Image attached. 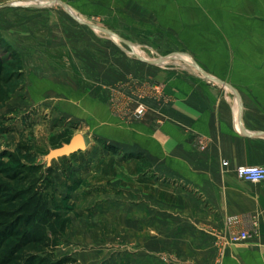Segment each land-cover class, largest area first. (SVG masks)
<instances>
[{"label":"rangeland","instance_id":"rangeland-1","mask_svg":"<svg viewBox=\"0 0 264 264\" xmlns=\"http://www.w3.org/2000/svg\"><path fill=\"white\" fill-rule=\"evenodd\" d=\"M69 3L0 0V153L33 166L36 187L47 184L52 216L41 252L50 264H218L217 238L180 170L160 153L141 150L152 144L142 120L153 115L151 102L165 101L154 83L172 75L164 69L184 66L210 81L188 57L153 55V42L124 41L133 36L131 27L118 32L101 10ZM245 43L223 39L222 57H204L206 66L249 63ZM261 63V55L253 58ZM205 69L219 80L230 76ZM76 137L83 143L73 148Z\"/></svg>","mask_w":264,"mask_h":264},{"label":"crops","instance_id":"crops-1","mask_svg":"<svg viewBox=\"0 0 264 264\" xmlns=\"http://www.w3.org/2000/svg\"><path fill=\"white\" fill-rule=\"evenodd\" d=\"M217 1L70 0L68 6L101 10L107 23L118 26V32L122 26L131 27L133 36L122 37L124 41L153 42V55L168 56L167 60L188 57L203 73V68L230 73L223 77L227 81L220 79L223 88H216L184 66L164 69L172 75L158 76L154 83L163 90L165 101L151 102L153 115L142 120L143 132L152 144L141 150L160 153L170 168L180 170L184 183L194 191L189 195L197 200L209 233L217 238L218 264H264V181L253 183L235 174L240 165H264V0H232L226 7ZM225 29L229 32L224 33ZM223 39L246 42L249 63L209 69L204 57L221 58ZM165 46L171 50L162 52ZM260 55L262 63L253 64V58ZM231 91L240 101L238 118ZM198 137L206 141L203 150L195 146ZM231 216L254 217L258 236L228 242L226 219Z\"/></svg>","mask_w":264,"mask_h":264},{"label":"trees","instance_id":"trees-1","mask_svg":"<svg viewBox=\"0 0 264 264\" xmlns=\"http://www.w3.org/2000/svg\"><path fill=\"white\" fill-rule=\"evenodd\" d=\"M4 68L0 57V83ZM32 169L14 153H0V264H50L41 252L48 245L43 227L52 216L47 184L36 187Z\"/></svg>","mask_w":264,"mask_h":264},{"label":"built area","instance_id":"built-area-1","mask_svg":"<svg viewBox=\"0 0 264 264\" xmlns=\"http://www.w3.org/2000/svg\"><path fill=\"white\" fill-rule=\"evenodd\" d=\"M204 76L210 82L221 84V81L215 77ZM237 97V96H236ZM235 97V98H236ZM144 108L139 105L136 108V113L142 114ZM196 148L203 150L206 147V141L203 137H198L195 141ZM223 166H227V161H222ZM235 174L238 178L245 181L258 183L264 181V165H240L235 168ZM230 227L227 241L230 243H239L250 240L258 236V224L254 217L240 218L238 216H231L226 219Z\"/></svg>","mask_w":264,"mask_h":264},{"label":"water","instance_id":"water-1","mask_svg":"<svg viewBox=\"0 0 264 264\" xmlns=\"http://www.w3.org/2000/svg\"><path fill=\"white\" fill-rule=\"evenodd\" d=\"M203 74H205V73H203ZM205 75H207V74H205ZM207 76H208V77H212V76H209V75H207ZM233 92H234V90H233ZM235 93H236V92H235ZM236 96H237V95H236ZM82 143H83V141H82L81 137H76V138H74L73 141H72L73 148H76V147H78V146H81Z\"/></svg>","mask_w":264,"mask_h":264}]
</instances>
